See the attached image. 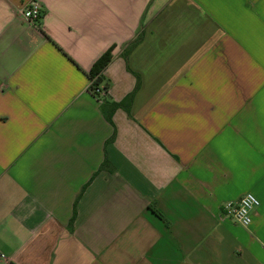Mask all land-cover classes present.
Instances as JSON below:
<instances>
[{
  "label": "crops",
  "instance_id": "crops-1",
  "mask_svg": "<svg viewBox=\"0 0 264 264\" xmlns=\"http://www.w3.org/2000/svg\"><path fill=\"white\" fill-rule=\"evenodd\" d=\"M29 1L0 0V264H264V0Z\"/></svg>",
  "mask_w": 264,
  "mask_h": 264
},
{
  "label": "trees",
  "instance_id": "trees-1",
  "mask_svg": "<svg viewBox=\"0 0 264 264\" xmlns=\"http://www.w3.org/2000/svg\"><path fill=\"white\" fill-rule=\"evenodd\" d=\"M139 42V40L133 42L128 49L126 50V52L124 53V58L125 60H127V57L130 53V51L137 45V43ZM112 50H113V46L109 47L92 65L90 71H89V81H90V85H89V91L91 92V94L100 102H102L103 104V108H102V112L104 114L105 119L111 124L112 123V114L115 110L121 108L123 109L126 113H129L130 110V106L132 104V100L134 97V94L136 92V90L138 89V82L134 88V90L128 94L123 100H121L120 102H110L107 99V94H108V89H109V84L106 81V79L103 76V71L104 69L107 67V65L111 62L113 55H112ZM96 90H101V92L103 93V96H99L98 94L95 93ZM114 138V133L112 134V136L110 137V139L108 141L113 140ZM111 170L112 166L109 163L106 153L104 155V160L101 163L100 169L99 170ZM85 187H83L82 190H84ZM79 198V196L77 197V199ZM77 202V200H76ZM75 202V205H76ZM75 205H74V209H73V216L71 217L70 221H69V226H72L74 218L76 216V211H75Z\"/></svg>",
  "mask_w": 264,
  "mask_h": 264
},
{
  "label": "built area",
  "instance_id": "built-area-1",
  "mask_svg": "<svg viewBox=\"0 0 264 264\" xmlns=\"http://www.w3.org/2000/svg\"><path fill=\"white\" fill-rule=\"evenodd\" d=\"M21 15L29 25H37L43 15L40 2L37 0L29 1L23 7ZM95 93L101 97L104 92L96 90ZM258 206V199L252 193H246L238 201L225 203L223 205V213L225 216L233 219L237 224L248 227L252 222V212Z\"/></svg>",
  "mask_w": 264,
  "mask_h": 264
}]
</instances>
